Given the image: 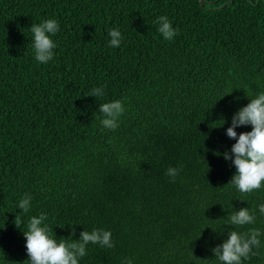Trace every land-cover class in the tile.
I'll return each instance as SVG.
<instances>
[{"label": "trees", "instance_id": "16d2710c", "mask_svg": "<svg viewBox=\"0 0 264 264\" xmlns=\"http://www.w3.org/2000/svg\"><path fill=\"white\" fill-rule=\"evenodd\" d=\"M46 19L60 31L41 64L30 27ZM261 91L264 0H0V264H28L15 221L40 213L57 240L111 231L114 247L90 243L80 264H216L230 213L264 203V188L227 185L236 169L223 156L232 116ZM113 100L125 111L103 129L100 104ZM251 227L264 216L236 230ZM244 264H264V247Z\"/></svg>", "mask_w": 264, "mask_h": 264}, {"label": "clouds", "instance_id": "9594fccd", "mask_svg": "<svg viewBox=\"0 0 264 264\" xmlns=\"http://www.w3.org/2000/svg\"><path fill=\"white\" fill-rule=\"evenodd\" d=\"M156 24L157 31L164 40L171 41L176 37L178 29L167 16L157 17ZM30 31L35 60L47 64L54 58V49L57 45L52 37L60 31L59 22L55 19L41 20L32 24ZM108 35L110 37L108 46L118 48L123 40L121 31L113 28L109 30ZM90 95L102 97L103 87L93 88ZM99 111L102 113L100 119L102 128L115 130L119 126L125 106L121 100H113L100 104ZM223 121L224 124L226 121ZM249 125L252 126L251 131L238 134L236 130L238 127ZM226 134L234 139L235 143L230 151L223 153V156L230 160L236 169L227 185L242 194L264 188V91L250 98L249 103L234 113ZM179 171L176 167H169L166 175L175 180ZM16 207L27 214L32 207L31 195L25 194L21 197ZM257 215L264 216V203L257 204L252 210L242 207L230 213L227 224L234 227L228 232L223 243L212 249L216 264H244L246 260L259 254V250L264 247V227H251L245 232L236 230L246 225H255ZM46 221V213L32 215L26 222L18 217L15 221L17 227L26 223L22 231L28 264H80L82 258L87 255V246L90 243L100 247H114L110 230L93 228L91 231L81 232L78 240L71 238L57 240ZM121 264H134V260L124 258Z\"/></svg>", "mask_w": 264, "mask_h": 264}]
</instances>
